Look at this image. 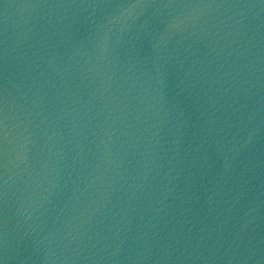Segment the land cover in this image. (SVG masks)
<instances>
[{
    "label": "water",
    "instance_id": "water-1",
    "mask_svg": "<svg viewBox=\"0 0 264 264\" xmlns=\"http://www.w3.org/2000/svg\"><path fill=\"white\" fill-rule=\"evenodd\" d=\"M0 264H264V0H0Z\"/></svg>",
    "mask_w": 264,
    "mask_h": 264
}]
</instances>
